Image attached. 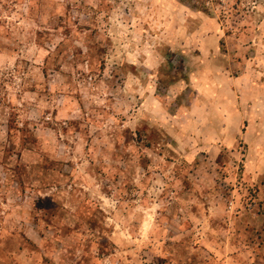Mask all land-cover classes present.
Here are the masks:
<instances>
[{
	"label": "rangeland",
	"instance_id": "obj_1",
	"mask_svg": "<svg viewBox=\"0 0 264 264\" xmlns=\"http://www.w3.org/2000/svg\"><path fill=\"white\" fill-rule=\"evenodd\" d=\"M205 49L263 69L264 0H0V264H264L252 114L193 133Z\"/></svg>",
	"mask_w": 264,
	"mask_h": 264
},
{
	"label": "crops",
	"instance_id": "obj_2",
	"mask_svg": "<svg viewBox=\"0 0 264 264\" xmlns=\"http://www.w3.org/2000/svg\"><path fill=\"white\" fill-rule=\"evenodd\" d=\"M208 51H202L203 65L192 70L188 76L194 95L187 111L197 123L193 133L203 137L198 148H216L219 151L221 146L228 145L233 139L239 130L238 123L248 121L251 114L254 122L252 132L249 125L244 133L248 136L250 131L255 136V144L263 145L264 68L250 70L246 66L238 75L230 76L224 61L217 55H208ZM233 121L237 122V126L230 125ZM212 141L215 142L211 144Z\"/></svg>",
	"mask_w": 264,
	"mask_h": 264
}]
</instances>
